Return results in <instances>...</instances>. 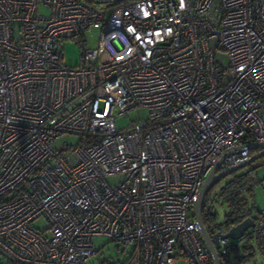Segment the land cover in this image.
<instances>
[{
    "label": "built area",
    "instance_id": "2783aa9c",
    "mask_svg": "<svg viewBox=\"0 0 264 264\" xmlns=\"http://www.w3.org/2000/svg\"><path fill=\"white\" fill-rule=\"evenodd\" d=\"M70 39L74 67L63 62ZM141 108L147 118L116 128ZM64 134L79 143L55 147ZM251 143H264V0H0V255L10 262L86 264L104 237L126 257L117 264H214L192 204ZM247 234L264 264V208ZM232 244L219 237L218 255Z\"/></svg>",
    "mask_w": 264,
    "mask_h": 264
},
{
    "label": "rangeland",
    "instance_id": "374dc122",
    "mask_svg": "<svg viewBox=\"0 0 264 264\" xmlns=\"http://www.w3.org/2000/svg\"><path fill=\"white\" fill-rule=\"evenodd\" d=\"M44 13H46L44 11ZM98 29H92L90 33H87L85 35L86 38V43L88 47H95L97 39H98ZM63 62L70 67L77 66L79 63V47L73 41L72 39L66 40L63 43ZM215 58L217 62L226 68L228 66V57L226 55V52L222 50H218L215 54ZM148 113L146 109L141 108L134 110L132 112L127 113L124 116H118L115 120V126L116 128L119 129H128L129 125L135 121H139L142 119L147 118ZM80 141V138L78 136H73L69 134H64L60 138H58L54 146L59 147L62 145L64 142L68 144H78ZM250 167H254L255 175L258 177L260 180H264V157L257 158L253 160L252 162L248 163L246 166L238 169L235 172H242L247 170ZM229 176V175H228ZM226 176V177H228ZM222 178L219 180L208 192L207 194V201H214L212 205V212L215 215V221H214V226L221 225L224 222V215L227 211L226 205L222 202L220 197L218 196L219 189L224 183V179ZM120 180V176L118 177H113V178H106V181L110 185L116 184ZM253 206H254V216L257 214L259 210L264 208V187L261 186V183L257 185L254 191V201H253ZM45 225V221L42 218H39L38 220L35 221V226L38 227L39 229H42L43 226ZM248 230L245 232V235L238 239V240H233L231 239L232 242H234L237 246L243 245L246 237V233ZM94 244L99 248V251L97 254H94L91 256L86 264H103L105 261H113L115 264H117V261L122 258L124 261L126 257L122 256L121 251L116 247V244L114 242L108 241L104 237H96L94 238ZM233 256H231L232 258ZM121 260V261H122ZM255 261L257 264H260L258 259L255 257ZM0 264H15L8 262V260L0 255Z\"/></svg>",
    "mask_w": 264,
    "mask_h": 264
},
{
    "label": "trees",
    "instance_id": "16d2710c",
    "mask_svg": "<svg viewBox=\"0 0 264 264\" xmlns=\"http://www.w3.org/2000/svg\"><path fill=\"white\" fill-rule=\"evenodd\" d=\"M259 150H251V154L257 153ZM223 185L219 189L218 196L226 205L227 211L224 215V222L221 225L214 226L215 215L212 212V201H207V192L203 207L202 219L203 223L210 235L221 231L226 232L233 225L238 224L247 217L254 219V191L261 180L255 175L254 167H250L245 171L232 172L224 179ZM245 235V234H244ZM231 256H233L231 258ZM221 264H257L255 254L252 249L248 234L246 233L243 245L237 246L234 242L226 252L219 256ZM8 262H10L8 260ZM12 263V262H11Z\"/></svg>",
    "mask_w": 264,
    "mask_h": 264
},
{
    "label": "water",
    "instance_id": "95a60500",
    "mask_svg": "<svg viewBox=\"0 0 264 264\" xmlns=\"http://www.w3.org/2000/svg\"><path fill=\"white\" fill-rule=\"evenodd\" d=\"M250 148L251 150H259V151L257 153L251 154V156L246 161L234 167L219 172L216 171V167H215L205 178L203 185L200 189V192L198 194V197L192 204V215L200 227L201 239L203 240L204 244L212 254L214 264H221V260L219 258L216 249L218 245L219 237H230L233 240H238L242 238L245 232L253 225V219L251 217H247L238 224L230 227L229 230L226 232L218 231L213 235H210L202 219V207H203L204 198L207 192L210 190V188L213 185H215L219 180L230 175L232 172H235L238 169L246 166L248 163L252 162L253 160L260 157H264V143H251Z\"/></svg>",
    "mask_w": 264,
    "mask_h": 264
}]
</instances>
